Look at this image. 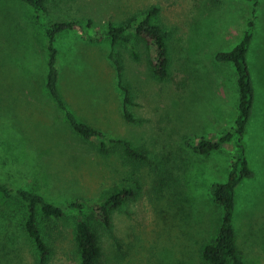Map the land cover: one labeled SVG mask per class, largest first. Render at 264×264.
<instances>
[{
  "label": "rangeland",
  "instance_id": "374dc122",
  "mask_svg": "<svg viewBox=\"0 0 264 264\" xmlns=\"http://www.w3.org/2000/svg\"><path fill=\"white\" fill-rule=\"evenodd\" d=\"M45 6L46 23H77L54 41L67 107L103 140H125L143 158L102 154L72 130L46 87L48 40L37 13L20 0H0V182L64 205L99 201L105 190L137 181L136 195L112 212L111 228L100 229L101 264H202L201 251L221 220L212 186L227 180L234 151L231 144L207 155L195 148L234 125L237 75L215 56L231 51L254 23L248 62L255 104L245 135L254 177L238 188L236 225L247 263L264 264V0H47ZM153 7L154 20L171 35L167 77L153 74L145 44L134 35L139 60L127 45L115 47L137 120L130 123L108 59L107 29ZM93 25L99 41L88 38ZM76 216L70 212L53 226L40 219L50 247L42 263L23 231L20 205L0 196V264H79Z\"/></svg>",
  "mask_w": 264,
  "mask_h": 264
},
{
  "label": "trees",
  "instance_id": "16d2710c",
  "mask_svg": "<svg viewBox=\"0 0 264 264\" xmlns=\"http://www.w3.org/2000/svg\"><path fill=\"white\" fill-rule=\"evenodd\" d=\"M20 1L32 7L38 15L37 19L41 23L45 37L48 40L46 87L50 97L65 114L72 130L80 137L96 142L97 148L102 154L116 150L130 159L143 158L140 149L133 147L125 140H103L97 129L77 120L67 107L59 87V54L54 46V41L57 34L74 29L77 27V23L74 21L46 23L41 17L46 12L45 4L47 0ZM255 5H258V0H255ZM253 11L255 10L253 9ZM157 12L158 9L153 7L139 16L130 18L120 26L109 24L107 29V37L111 40V51L108 59L116 70L117 86L123 94L124 118L130 123H137V120L133 118L128 109L130 105L129 91L122 82V65L115 47L120 43L127 45L133 59L139 60V53L131 37L134 35L137 40L145 44L148 51L149 66L153 74L159 79H165L169 70L167 41L171 35L161 24L154 20ZM91 24L92 22H88L87 26ZM253 25L254 23L250 21L241 41L231 51L219 52L215 56V60L218 62L232 64L237 75L239 99L234 125L230 130L219 135L216 140L199 139L195 148L196 152L207 155L213 150L231 144L234 151L227 180L224 183L212 186L211 192L214 203L222 211L221 220L215 238L207 243L201 251L202 264H251L247 263V259L242 255L238 246L236 213L238 210V188L244 180L254 177V172L249 165L245 141L255 104V85L248 62V52L254 36ZM93 27V36L88 35V38L92 41L101 40L102 34L98 28L94 25ZM100 137L101 140L99 141ZM130 185V187L114 186L105 190L102 199L99 201L79 200L64 205L53 203L32 190L12 188L1 182L0 196L4 199L14 200L20 205L23 231L33 243L40 262L44 263L50 256V247L40 229V219L53 226L54 220H60L68 213L75 212L77 216L74 225L73 243L79 264H101L100 229L109 230L112 226V212L136 195L139 190L138 182L135 181Z\"/></svg>",
  "mask_w": 264,
  "mask_h": 264
}]
</instances>
